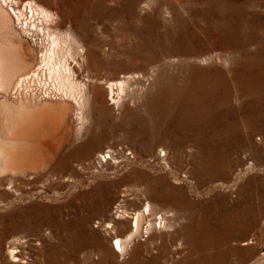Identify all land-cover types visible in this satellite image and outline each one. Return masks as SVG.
Instances as JSON below:
<instances>
[{
    "label": "rangeland",
    "instance_id": "374dc122",
    "mask_svg": "<svg viewBox=\"0 0 264 264\" xmlns=\"http://www.w3.org/2000/svg\"><path fill=\"white\" fill-rule=\"evenodd\" d=\"M36 1L79 34L102 82L82 134L71 113L4 138L15 157L0 180V262L22 236L44 264H264V0ZM123 72L142 76L110 104L103 82ZM90 136L98 146L81 148ZM147 202L172 213L177 233L155 231L168 255L146 233L121 255L107 224Z\"/></svg>",
    "mask_w": 264,
    "mask_h": 264
},
{
    "label": "bare ground",
    "instance_id": "6f19581e",
    "mask_svg": "<svg viewBox=\"0 0 264 264\" xmlns=\"http://www.w3.org/2000/svg\"><path fill=\"white\" fill-rule=\"evenodd\" d=\"M59 24L60 17L36 0H0V91L12 95L9 99L4 98L7 97L4 94V99L0 100V180L8 169L13 168L15 157L13 145L5 142L4 138L15 136L19 127L32 134V138L44 135L52 127L68 125L71 113V119L76 123V132L80 135L88 124V112L96 106L97 89L101 86L95 88L96 92L91 86L100 84L102 80L89 74L90 63L86 54L91 50L82 43L74 29L61 28ZM22 34L32 40L29 49ZM36 48L39 54H36ZM78 73L83 74V80L78 78ZM140 76L139 73L123 72L117 80L104 81L110 104L119 105L130 82ZM14 103L15 106L12 105ZM26 108L32 110L27 112ZM101 139V136L95 139L90 136L87 143L80 147L87 150L98 146ZM110 150L99 153V162L107 154L114 158ZM156 208L147 202L143 209L136 208L129 212L126 204L119 205L120 211L116 210L117 220H109L107 227L115 230L114 244L121 255L131 248L129 246L135 238L144 233L148 241L159 250L158 256L165 258L168 255L171 240L155 231L170 228L176 232L177 227L174 229L175 222L170 218V210L161 211ZM130 214L131 220L128 219ZM117 231L120 233L117 234ZM191 242L194 245V238ZM29 251H32V258L27 256L30 260H25L26 255L23 253ZM137 254L134 253L135 256ZM45 261L46 254L41 247L37 248L22 236H14L7 250V261L0 264H44Z\"/></svg>",
    "mask_w": 264,
    "mask_h": 264
},
{
    "label": "built area",
    "instance_id": "2783aa9c",
    "mask_svg": "<svg viewBox=\"0 0 264 264\" xmlns=\"http://www.w3.org/2000/svg\"><path fill=\"white\" fill-rule=\"evenodd\" d=\"M260 140V139H259ZM262 140L264 141V138H262ZM112 149V148H111ZM111 151V154H112V156H114V158H115V156H116V151L115 150H110ZM125 155H126V158L127 159H129V158H133V155H132V153H131V151H129V150H126V153H125ZM111 159H113V158H110V155H108L107 154V156L106 157H101V162H109V161H111Z\"/></svg>",
    "mask_w": 264,
    "mask_h": 264
}]
</instances>
